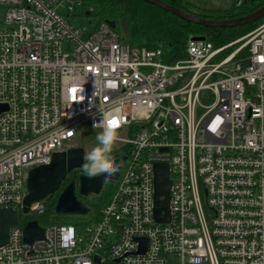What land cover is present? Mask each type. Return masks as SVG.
I'll return each mask as SVG.
<instances>
[{
  "label": "built area",
  "instance_id": "1",
  "mask_svg": "<svg viewBox=\"0 0 264 264\" xmlns=\"http://www.w3.org/2000/svg\"><path fill=\"white\" fill-rule=\"evenodd\" d=\"M84 8L0 0V206L21 211L0 264H264V21L221 45L190 35L169 60L107 20L76 23ZM107 112L126 160L99 219L25 242V218L46 209L22 212L29 170L75 146L84 125L101 130ZM161 162L168 222L154 214Z\"/></svg>",
  "mask_w": 264,
  "mask_h": 264
},
{
  "label": "trees",
  "instance_id": "2",
  "mask_svg": "<svg viewBox=\"0 0 264 264\" xmlns=\"http://www.w3.org/2000/svg\"><path fill=\"white\" fill-rule=\"evenodd\" d=\"M88 7H96L97 12L94 16L98 22L103 20H112L119 25L123 18L129 19V41L132 45L154 48L161 46L164 54L169 60H175L183 57L185 47L190 35L202 34L211 39L214 44L221 45L232 41L264 21V17L253 23H246L233 27H209L193 21H188L166 11L159 6L148 3L144 0H83ZM169 4L181 8L182 10L196 14L204 18H231L250 13L262 5L264 0H247L236 4L232 9H226L218 14L205 12L201 13L192 10L189 2L186 0H164ZM91 11V15H92ZM100 130V129H99ZM123 152V149L112 146L109 155L116 158ZM80 168L74 169L67 174L60 188L51 193L46 199L45 212L39 216L26 217L25 221L38 218L43 225L79 223L86 224L97 221L100 217L102 207L112 196L116 181L109 180L105 183L99 193H92L83 196L77 191V194L90 207L89 214L85 217L74 215H56L52 212V207L57 200L64 186L72 179H78Z\"/></svg>",
  "mask_w": 264,
  "mask_h": 264
},
{
  "label": "water",
  "instance_id": "3",
  "mask_svg": "<svg viewBox=\"0 0 264 264\" xmlns=\"http://www.w3.org/2000/svg\"><path fill=\"white\" fill-rule=\"evenodd\" d=\"M148 3L159 6L170 11L188 21L209 26V27H233L246 23H253L264 17V5L258 9L236 17L231 18H204L196 14L186 12L164 0H144ZM240 1V0H239ZM239 3V2H238ZM91 11L87 10L86 14ZM112 27H116V22L107 20ZM204 35L193 36V38H204ZM4 108L0 105V110ZM85 149L82 146H73L66 151L55 152L49 163L41 164L31 168L27 177V193L25 195L22 212H28L30 206L38 201L46 200L47 197L58 190L69 172L82 167V157ZM126 155L114 158L115 164L119 161H125ZM154 214L157 221L168 222L171 219L170 197L172 181L169 175V165L167 163H156L154 166ZM119 177V171L112 174L109 180H116ZM105 183L97 184L95 179L84 180L79 174L78 179L70 180L60 192L55 201L52 212L56 215H87L90 207L82 201L77 194V188L81 195L88 196L92 193H99ZM21 211L13 206H0V246L8 243L11 228L20 223ZM46 226L41 224L38 218L30 219L23 226V239L29 244L45 238ZM141 252L147 247V239L140 238ZM99 262V256L95 257ZM116 261H120L118 258Z\"/></svg>",
  "mask_w": 264,
  "mask_h": 264
},
{
  "label": "clouds",
  "instance_id": "4",
  "mask_svg": "<svg viewBox=\"0 0 264 264\" xmlns=\"http://www.w3.org/2000/svg\"><path fill=\"white\" fill-rule=\"evenodd\" d=\"M83 99V97H81ZM105 124L101 130L91 137L92 148L86 150L82 157V167L80 168L81 178L84 180L95 179L97 184L106 183L109 177L118 171L117 165L109 152V145L113 140L109 121L112 120V113L104 114ZM93 126H97L93 121Z\"/></svg>",
  "mask_w": 264,
  "mask_h": 264
},
{
  "label": "rangeland",
  "instance_id": "5",
  "mask_svg": "<svg viewBox=\"0 0 264 264\" xmlns=\"http://www.w3.org/2000/svg\"><path fill=\"white\" fill-rule=\"evenodd\" d=\"M189 2V6L192 10H196L201 13L205 12H211L218 14L219 12L226 10V9H232L236 4L237 0H186ZM243 0H240L238 4H240ZM92 15H87L85 14V8L82 10H79L77 13H81L80 16L76 18V23H84V24H95L98 22V19L94 14L97 12L96 7H92ZM92 20V22H90ZM116 31L120 33L122 39L125 42L130 43L129 39V19L128 18H123L119 25L115 27ZM253 30V29H252ZM250 30L249 32H251ZM247 32V33H249ZM246 33V34H247ZM245 35V34H244ZM100 130L97 128H94L91 125H84L82 127V131L78 138L75 140V146H82L84 147L85 151L89 150L92 148V145L90 143L91 137L96 135ZM112 146H117L116 143L113 141L109 145V152H111ZM89 214V213H88ZM87 214V215H88ZM74 216H81L85 217L86 215H74ZM77 226H79V223H73ZM105 264H118V263H105Z\"/></svg>",
  "mask_w": 264,
  "mask_h": 264
},
{
  "label": "snow or ice",
  "instance_id": "6",
  "mask_svg": "<svg viewBox=\"0 0 264 264\" xmlns=\"http://www.w3.org/2000/svg\"><path fill=\"white\" fill-rule=\"evenodd\" d=\"M73 91H75V90H73ZM115 122H116V121H114V122H113V121H109V124L112 125V124H114Z\"/></svg>",
  "mask_w": 264,
  "mask_h": 264
},
{
  "label": "crops",
  "instance_id": "7",
  "mask_svg": "<svg viewBox=\"0 0 264 264\" xmlns=\"http://www.w3.org/2000/svg\"><path fill=\"white\" fill-rule=\"evenodd\" d=\"M238 2H239V0H237ZM246 0H243L242 2H245ZM238 2H237V4H238Z\"/></svg>",
  "mask_w": 264,
  "mask_h": 264
},
{
  "label": "flooded vegetation",
  "instance_id": "8",
  "mask_svg": "<svg viewBox=\"0 0 264 264\" xmlns=\"http://www.w3.org/2000/svg\"><path fill=\"white\" fill-rule=\"evenodd\" d=\"M247 1V0H246ZM77 191H78V188H77Z\"/></svg>",
  "mask_w": 264,
  "mask_h": 264
}]
</instances>
